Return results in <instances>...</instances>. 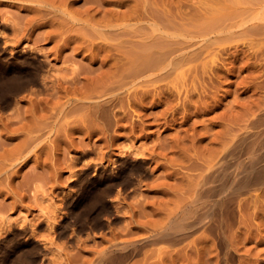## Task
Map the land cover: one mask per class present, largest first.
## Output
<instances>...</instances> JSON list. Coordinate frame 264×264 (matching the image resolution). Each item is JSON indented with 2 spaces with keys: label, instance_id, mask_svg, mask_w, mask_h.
<instances>
[{
  "label": "rangeland",
  "instance_id": "1",
  "mask_svg": "<svg viewBox=\"0 0 264 264\" xmlns=\"http://www.w3.org/2000/svg\"><path fill=\"white\" fill-rule=\"evenodd\" d=\"M224 1L0 0V83L8 59H16L25 76L34 70V80L16 95L0 94V255L16 239L32 238L41 245L33 264H99L110 240L134 238L137 223L165 216L197 172L193 163L221 147L226 128L230 134L249 131L234 145L227 186L241 174L254 178L264 163V34H225L226 41L197 48L185 44L190 36L200 39L202 26L218 13L231 16ZM127 5H138L132 44L123 32L93 36L59 11L65 7L97 24L122 20ZM148 16L162 20L169 34H186L168 36L166 48L187 50H179L183 57L161 76L116 89L121 97L98 109L100 93L118 85L122 70L124 76L132 48L157 35ZM261 114L251 127L249 120ZM121 157L141 160L140 174L121 180V190L110 195L111 213L101 215L96 191L108 186L92 179L103 167L117 171ZM223 179L214 181L216 197H222ZM251 185L239 196L231 193L230 253L216 242V230L201 228L178 243L147 245L122 264H264V183ZM208 195H202L200 216ZM12 255L8 250V260Z\"/></svg>",
  "mask_w": 264,
  "mask_h": 264
},
{
  "label": "bare ground",
  "instance_id": "2",
  "mask_svg": "<svg viewBox=\"0 0 264 264\" xmlns=\"http://www.w3.org/2000/svg\"><path fill=\"white\" fill-rule=\"evenodd\" d=\"M117 2L121 3L123 2V0L122 1L117 0ZM241 2L242 3L249 2V3L245 6H240L239 3ZM224 4H226V8L227 7L231 8L229 9V13L230 11H232L231 16L230 14L228 15V11L223 12V13L221 12L218 13L217 14L218 16L215 15V17H213L209 23L204 24L202 26L201 30H204V31H202L203 33L199 35L200 39H197V40L194 39L195 41L193 40L189 41L193 39V37L194 38L196 37L194 35L193 36L189 35L191 39L186 38L187 39L186 42H185V39L182 42L183 43L185 42L186 44L188 41L189 42L188 46H195V45L205 46L202 43L207 42L208 44H210V46H212L213 44L218 43V41L221 40L222 38H224V41H226L227 36H225V34L227 35L228 34L229 35L240 34L241 35L247 32H250L251 34H264V0H225ZM136 6L138 7V5ZM136 6L134 5V7ZM134 7L128 8V5H127L128 9L126 8L127 10L123 13V15H121L122 20L120 21H117V20L112 21L111 19H107L97 24L94 23V21L92 23L88 22L87 18L85 19V17L81 16L82 14L80 15V17L74 15L72 11L70 10L67 11V9L65 10L64 9L65 7L64 8L61 7L62 9H60L59 11L64 16L63 18L67 17L72 22L73 21L75 23L78 22L79 24L82 25V27L83 26L89 27L90 33L93 36H97L98 38H101V39H108L112 36L120 35L123 32V35H122L123 38L125 34L126 36H128V40H126L127 43L129 42L132 44L134 42V40L132 39H134L135 33L137 31L136 29L137 27H139V26H135L136 22H134L135 20L132 18L133 14L136 11L135 10L136 8ZM156 11L154 13H156ZM112 12L113 11L111 10L109 14ZM107 13L108 11L106 12V14ZM115 13L111 15H114ZM159 15L161 14H158V16ZM149 16H148V19L150 18L149 20L151 21V18L153 16L152 17H149ZM155 16L156 18H158L157 15ZM155 16L153 17V21L150 22V25L152 26L151 32L154 33L157 31L158 33H156L157 34L156 36L153 35L154 38L152 37L151 32H149L151 33L150 34L151 37L147 36L148 39L151 38L150 40L152 41V38H153L154 41L152 42L149 41L147 43L148 44L150 43V45H146L147 43L144 41V39L141 38L138 44L140 43L141 44L145 43V44L136 45V47L132 48L131 52H133L132 55H134V58L130 61V64L126 68L127 70L124 76L122 73L125 70H122L121 71L122 73L120 72L122 77L121 79H119L118 85L106 87L104 91L100 93L99 96L97 95L99 97V100H96L94 105H97L98 109H99V106L101 108V104L114 103V101H116L117 99H119V97H121L119 96V93H118L119 91L118 92L115 91L116 89L118 90L120 88H123V86L125 85L132 87L134 84L142 82L145 77L148 79H151L152 77L161 76V74L165 70H167L171 65H173L175 61L183 57L182 53L178 54V51L182 49L184 50L188 47L166 48L167 47L166 45H167L168 36H171V38L174 37L175 35H178V36L181 35L180 37L182 36L187 37L186 34H183V33L175 34L171 32L169 34L168 31L163 28L162 26L163 22L161 19H159L161 20V22L159 23L154 21ZM159 17L161 18V16ZM119 18L121 17L119 16ZM132 19L134 21H132ZM139 19L140 18H138V20ZM140 24L142 25V23H138V25ZM144 26L142 28L140 26L141 31L143 30ZM143 32L144 31H142L140 34H142ZM185 32H188V31H185ZM190 32L191 31H189L188 33ZM146 34H148V32ZM220 34L221 35L223 34L224 36L223 35L221 36ZM143 37H145V35ZM122 42L123 44L126 43L124 41ZM116 45L118 44L116 43ZM116 45H115V48L117 47ZM207 49L208 48H206V50ZM202 50H203V47H202ZM127 54H129V52H127ZM16 63H17L16 59H10V60L8 59L7 61H5V73H4L5 79L0 83V94L1 95H7V94L13 95L17 93L18 91H20V89H23L26 86L27 82L34 80V70L30 72L29 76H25L21 72L22 70H20V68H17L19 66H17ZM45 85H47V82ZM107 85L108 84H106V86ZM45 87L47 88V86ZM122 91L123 90H121V92ZM106 113L108 112L106 111ZM106 116L105 118H108ZM261 116L262 114L256 115V117L249 120L248 124H251V127L256 126V123L260 121ZM248 135H249L248 130L243 131L239 134L238 133L230 134L228 129L226 128L224 131L223 137L221 138V141H220L221 147L210 151L206 156L202 158L201 161H195L193 163L192 166L195 170H197V172L194 174L187 188L178 194V198L175 200L174 206L171 209H169L168 212H166L165 216L157 220L156 222L148 223L147 225L137 223L135 227L136 230L132 231V233H137V236H135L134 238L129 237L128 239L125 238L123 240H119V239L117 240L115 238L112 241L110 240L108 247L106 246L105 249H102L100 251L99 258H98L99 264L100 263L102 264H122L123 262L127 261L130 257H132L134 254H136L140 249H142L143 247L147 245H151V244L153 245V244H157L163 241H168L169 243H172V244L178 243V242L185 240L187 237H189L191 234L195 233L198 229H201V228L208 229L210 231L216 230L217 231L216 237H215L216 242L218 243V245L226 248L224 251V255L230 253L229 249L227 248V230H228V225H229L228 217L230 214V206L232 202L231 193L234 192L236 196H239L253 189L251 182L264 183V163H263L261 164L260 169L257 171V174L254 176L253 179H250L246 175L241 174L240 176L236 177V181L233 184V186H230V187L227 186V173H228L229 163L233 155L232 152L234 149V145L237 141L244 139ZM128 158L129 157L127 158L121 157V159L118 160L117 171L114 170L113 166L109 168L108 172L103 167L99 169L96 176L94 177L92 176L93 177L92 183L99 182L100 185L105 184V186L106 185L108 186L107 190L104 188H101L96 191V199L100 202L102 209H103L102 211L103 213H100L101 215H109V213H111L110 212L111 205H109V200H112V199H110V195L113 189L114 191L117 190V193L119 190H121V188H119V185L121 184V180L128 182L132 180L131 179L133 178L132 176L134 175L138 176L140 174L141 169H139L140 166L139 168L137 167L138 166L137 164L141 160H135L132 157L130 159ZM218 176H221L224 178L220 184V193H221L220 195H222V197L215 196L216 187L214 185V181L218 178ZM84 189L86 190V188ZM114 193L116 194V192ZM205 193H209L208 195L209 204L206 209V212L200 216L197 212V209L199 208L202 202V195ZM104 220H107V219L104 218ZM107 222L109 223V219L107 220ZM139 231H141V233H139ZM59 233H61V231ZM0 241L3 243L4 239H0ZM14 241H15V238H14ZM14 243H13L14 245L12 246L13 248L11 249H6L7 247L5 248V255H0V264H33V261L37 259L40 253L41 245L39 246V244H37V242L32 238H24V239L18 238L16 239ZM8 250H11L13 252V255L10 257L9 260H8V257H9ZM4 259H5V263H4Z\"/></svg>",
  "mask_w": 264,
  "mask_h": 264
}]
</instances>
